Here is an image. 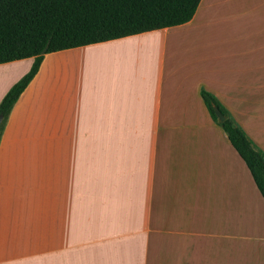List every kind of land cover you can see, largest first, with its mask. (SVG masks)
I'll use <instances>...</instances> for the list:
<instances>
[{
    "label": "crops",
    "instance_id": "0c3cea01",
    "mask_svg": "<svg viewBox=\"0 0 264 264\" xmlns=\"http://www.w3.org/2000/svg\"><path fill=\"white\" fill-rule=\"evenodd\" d=\"M33 60L0 63V101ZM201 88L264 152V0L46 53L0 137V264H264V199Z\"/></svg>",
    "mask_w": 264,
    "mask_h": 264
},
{
    "label": "trees",
    "instance_id": "16d2710c",
    "mask_svg": "<svg viewBox=\"0 0 264 264\" xmlns=\"http://www.w3.org/2000/svg\"><path fill=\"white\" fill-rule=\"evenodd\" d=\"M199 0H0V63L33 57L0 101V137L14 102L48 52L188 21ZM200 95L213 120L245 161L264 199V152L209 90ZM225 115L219 122L213 107Z\"/></svg>",
    "mask_w": 264,
    "mask_h": 264
},
{
    "label": "water",
    "instance_id": "95a60500",
    "mask_svg": "<svg viewBox=\"0 0 264 264\" xmlns=\"http://www.w3.org/2000/svg\"><path fill=\"white\" fill-rule=\"evenodd\" d=\"M214 113L218 119L219 122H222L225 119V115L220 111V109L217 106L213 107Z\"/></svg>",
    "mask_w": 264,
    "mask_h": 264
}]
</instances>
